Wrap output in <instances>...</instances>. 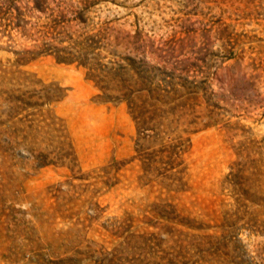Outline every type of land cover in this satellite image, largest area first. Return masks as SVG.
<instances>
[{
  "label": "rangeland",
  "instance_id": "1",
  "mask_svg": "<svg viewBox=\"0 0 264 264\" xmlns=\"http://www.w3.org/2000/svg\"><path fill=\"white\" fill-rule=\"evenodd\" d=\"M81 4L0 12V264H264V0ZM140 62L210 125L137 127Z\"/></svg>",
  "mask_w": 264,
  "mask_h": 264
},
{
  "label": "trees",
  "instance_id": "2",
  "mask_svg": "<svg viewBox=\"0 0 264 264\" xmlns=\"http://www.w3.org/2000/svg\"><path fill=\"white\" fill-rule=\"evenodd\" d=\"M13 1L14 0H0V12L3 9H5V11L8 10ZM47 1L48 0H35L37 6L41 9L47 4ZM96 1L97 0H81L82 4L79 6L80 8L74 12L81 18L84 11L96 3ZM23 21V19L18 18L14 21L15 26L22 25ZM46 51V48L39 47V49L24 50L23 54L34 57L42 54V52L46 53ZM127 71L132 73L133 81L129 83L126 78L119 79L122 85L116 89L118 93L116 100L121 101L124 99L129 108V113L136 122L137 127H143L146 130L158 126L173 128L174 125H185L186 127L196 126L197 124H201L203 127L210 125V121H202L205 118L203 114H194V112L197 111H194L193 108L200 106V103H197V92L195 90H190L186 91L187 93H182L180 88H177V84L185 88V90H187L188 87H184L183 83H176L173 74H165L163 70L158 67L155 72L151 70L149 66L143 65V62H140V66L130 65ZM167 76H169L168 79H166ZM185 94H187V98L184 99ZM190 102L194 106H190ZM159 118L162 120L155 121V123H152L153 125H148L151 121L155 119L159 120ZM163 120L169 121L164 124L162 122ZM181 121L183 123H180ZM215 121L216 120H214V122ZM185 130L186 129H183V131ZM184 148L183 140H181L178 143L169 145V149H163L161 151L167 152L165 157H167L166 162L168 168L174 169L181 164L182 161L179 155L184 151Z\"/></svg>",
  "mask_w": 264,
  "mask_h": 264
}]
</instances>
